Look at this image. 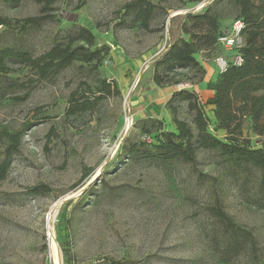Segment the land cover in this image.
Wrapping results in <instances>:
<instances>
[{
  "label": "rangeland",
  "instance_id": "374dc122",
  "mask_svg": "<svg viewBox=\"0 0 264 264\" xmlns=\"http://www.w3.org/2000/svg\"><path fill=\"white\" fill-rule=\"evenodd\" d=\"M129 1L52 0L41 14L44 3L0 0V16L11 20L0 27V49L37 56L63 43L81 25L95 33L98 45L110 46L97 70L75 62L40 80L26 66L8 62L13 70L0 73V161L4 131L15 133L30 125L0 181V264H54L55 247L61 264H264L259 169L234 167L209 149L197 150L189 163L120 156L126 138L157 144L158 132L152 129L148 136L140 130L148 118L162 121L164 131L174 130L170 117L134 107L129 96L138 80L133 75L138 63L149 57L135 89L138 94L152 77L156 57L184 36L181 25L191 27L186 15L201 12L198 4L209 0H154L159 5L147 30L123 13ZM252 1L264 6V0ZM218 9L222 28L239 18L237 8L225 2ZM37 15L47 19L22 25V19ZM113 48L137 64L124 73V86L111 57ZM217 54L230 56L217 47L207 59ZM176 74L191 84L198 80L193 70ZM99 76L116 79L121 94L111 91L94 109L66 114L71 92L88 93ZM92 91L100 94L96 88ZM178 117L191 124L185 106L178 109ZM214 134L223 136L221 131ZM241 134L248 146L264 145V134L249 132L246 123ZM90 185V193L82 195ZM213 207L230 220L217 218Z\"/></svg>",
  "mask_w": 264,
  "mask_h": 264
},
{
  "label": "trees",
  "instance_id": "16d2710c",
  "mask_svg": "<svg viewBox=\"0 0 264 264\" xmlns=\"http://www.w3.org/2000/svg\"><path fill=\"white\" fill-rule=\"evenodd\" d=\"M15 4L17 0H4ZM44 3L40 8L43 14L52 0H35ZM237 8L239 18L244 24L242 34L244 44L236 51L243 58L241 65L229 64L225 71L218 72L214 81L207 83L213 95L202 101L199 95L191 89H176L167 99L164 106L169 112L173 131H164L163 122L159 119L148 118L140 128L145 135L151 130L158 132L157 144L147 145L145 142L120 143V156L144 155L148 159L171 161L181 160L185 163L193 162L197 150H217L234 167L253 165L259 169V187H264V145L248 146L241 140L243 124L247 130L256 135L264 134V6L255 4L252 0H214L201 12L187 14L186 19L191 27L182 24L180 29L184 36L171 42V46L161 55L152 66L151 79L156 86H179L186 79L177 78L176 72L193 70L198 79L203 76L202 59L213 54L217 49V37L228 28L221 27L223 18L218 6L224 3ZM158 2L154 0H130L124 5L123 13L129 15L133 22L144 30L158 9ZM45 15L26 17L21 20L22 25L36 24L46 20ZM11 20L1 15L0 27L9 25ZM72 31V32H71ZM63 43H54L49 49L37 56L28 51L14 50L8 47L0 49V73L13 70L8 62L22 64L33 72L38 79L46 80L75 62L92 65L94 70L110 52V46L95 41V33L85 26L74 27ZM213 57V55H211ZM190 82V80H188ZM90 86V85H88ZM96 88L99 95L92 89ZM111 91L121 94L116 79L108 80L99 76L95 84L88 87V93L72 91L66 107V114H77L94 109L96 101L110 95ZM185 106L191 113V124L178 117V109ZM210 107L209 112L207 109ZM30 125L25 124L20 131L10 133L4 131L3 159L0 161V181L4 180L11 161V155L18 151L21 136ZM150 128V129H149ZM212 128L210 132L208 129ZM222 132V137L214 134ZM101 181V178H100ZM90 185L82 195H88ZM212 211L219 219L230 217L219 207ZM236 237L232 236V245L237 247Z\"/></svg>",
  "mask_w": 264,
  "mask_h": 264
},
{
  "label": "crops",
  "instance_id": "0c3cea01",
  "mask_svg": "<svg viewBox=\"0 0 264 264\" xmlns=\"http://www.w3.org/2000/svg\"><path fill=\"white\" fill-rule=\"evenodd\" d=\"M112 58L115 62V66H118V74L122 76L121 81H119L122 86L125 85V79H124V73L128 68L137 67V64L132 59H129L126 56H123L116 48H113ZM149 57H147L148 59ZM142 61L141 63H138V68H135L136 71L134 73L133 79L137 80L141 77V74L144 71V67H146V61ZM202 65H203V76L201 79H198L196 82H193L192 89L195 91L200 99L204 101L205 99L211 97L213 95V91L207 87V83L210 81H214L216 77L218 76L217 70L215 65L213 64L211 59H202ZM132 79V81H133ZM136 80V81H137ZM132 81L130 85H132ZM136 83V82H135ZM135 83L132 85V95L129 96L130 99H134L132 102L134 107L141 105L143 109L151 108L155 115L159 114L158 116H163L165 119H168L170 117L169 112L166 110L164 103L167 101V99L172 95L176 89H179V87L175 84L169 85V86H156L152 79L148 80L147 82H144L143 86L139 89V93L137 94L134 88ZM129 85V83H128ZM129 85V86H130ZM129 88H127L128 90ZM126 90V91H127ZM142 109V110H143ZM207 112H209L210 107L206 108ZM140 110H138L139 112Z\"/></svg>",
  "mask_w": 264,
  "mask_h": 264
},
{
  "label": "built area",
  "instance_id": "2783aa9c",
  "mask_svg": "<svg viewBox=\"0 0 264 264\" xmlns=\"http://www.w3.org/2000/svg\"><path fill=\"white\" fill-rule=\"evenodd\" d=\"M229 28L221 35L217 37V47L223 48L230 56L225 58L223 55L217 54L211 58L213 64L216 67L217 73L223 72L227 66L231 64L241 65L243 58L236 51L240 48L244 42L242 34L244 31V24L240 18H234L231 20ZM206 59V58H205ZM182 89H192L193 85L190 82H183L179 86Z\"/></svg>",
  "mask_w": 264,
  "mask_h": 264
},
{
  "label": "bare ground",
  "instance_id": "6f19581e",
  "mask_svg": "<svg viewBox=\"0 0 264 264\" xmlns=\"http://www.w3.org/2000/svg\"><path fill=\"white\" fill-rule=\"evenodd\" d=\"M210 2H212V0H209L208 2H206V3H200V4H198V7H199V9L197 8V11H200V9L201 8H203L204 6H206L207 4H209ZM201 7V8H200ZM171 17H172V15H170V17L167 19V22H166V28L168 27V25H169V21H170V19H171ZM157 58V57H156ZM131 107L129 108V117L127 118L128 120L126 121L127 122V124H126V128H129L130 127V124H131V122H130V117H131ZM127 133V132H126ZM125 133V134H126ZM55 241H54V237H53V245L55 246ZM54 259H53V262H54V264H61V262H60V260H59V254H58V250L56 249V247H55V250H54Z\"/></svg>",
  "mask_w": 264,
  "mask_h": 264
},
{
  "label": "water",
  "instance_id": "95a60500",
  "mask_svg": "<svg viewBox=\"0 0 264 264\" xmlns=\"http://www.w3.org/2000/svg\"><path fill=\"white\" fill-rule=\"evenodd\" d=\"M214 0H212V2H213ZM211 3V2H210ZM69 20H72L71 18H68ZM171 46V45H170ZM170 46H168V48L170 47ZM167 48V49H168ZM166 49V50H167ZM165 50V51H166ZM165 51L164 52H162L157 58H156V60L153 62V64L154 63H156V61H157V59L161 56V55H163L164 53H165ZM142 77V76H141ZM141 77L138 79V81L135 83V85H134V88H136L137 87V85H138V83L140 82V80H141ZM126 135H127V133L122 137V139H121V142L125 139V137H126Z\"/></svg>",
  "mask_w": 264,
  "mask_h": 264
}]
</instances>
